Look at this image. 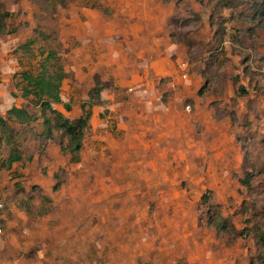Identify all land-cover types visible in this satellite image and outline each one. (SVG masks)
I'll return each instance as SVG.
<instances>
[{"label": "rangeland", "instance_id": "rangeland-1", "mask_svg": "<svg viewBox=\"0 0 264 264\" xmlns=\"http://www.w3.org/2000/svg\"><path fill=\"white\" fill-rule=\"evenodd\" d=\"M3 13L0 116L26 105L34 120L8 122L23 160L0 169V264H264V0H0ZM50 51L57 110L72 121L92 104L76 163L12 80Z\"/></svg>", "mask_w": 264, "mask_h": 264}, {"label": "trees", "instance_id": "trees-1", "mask_svg": "<svg viewBox=\"0 0 264 264\" xmlns=\"http://www.w3.org/2000/svg\"><path fill=\"white\" fill-rule=\"evenodd\" d=\"M5 14L6 13H3L0 17L5 16ZM31 42L32 41L29 43ZM54 59H57V54L52 51L47 52L40 64L37 65L38 71L34 72L29 69L19 73L15 72L13 79L15 77H19L15 87H18L17 89L20 93L19 97L23 101H25L28 105L33 103L34 106L39 107L42 114L47 111L50 113L54 126L69 139V160L72 163H76L78 162L77 154L82 147L83 133L87 128L91 117L92 104H90L88 109L86 108L85 103L82 104L79 117L72 121L65 118L64 115L57 110L55 106L60 105L66 111L69 110V106L64 103L60 97L61 84L65 78L63 68L56 65L54 71L52 72H49L47 68V65H49ZM98 88L99 84L96 82L93 92L99 91ZM33 120L34 117L28 110L27 106L19 108L13 106L6 112L5 118L0 116V131L2 133L0 141L3 138L4 145L8 148L7 156L5 158L0 156V169L11 170L14 163L22 161V155L18 150V145L14 137L17 132L13 131V128L11 129V127L9 129L8 122L13 121L14 124L22 127L24 125H29ZM59 146L60 151H63L64 147L62 146V143H59ZM248 178L249 175L246 176V180L244 182H246ZM214 226L219 231L226 228L224 223H219V221L217 223V220L214 221ZM260 240L264 241V233H261Z\"/></svg>", "mask_w": 264, "mask_h": 264}, {"label": "crops", "instance_id": "crops-1", "mask_svg": "<svg viewBox=\"0 0 264 264\" xmlns=\"http://www.w3.org/2000/svg\"><path fill=\"white\" fill-rule=\"evenodd\" d=\"M119 37L117 38V43L119 42L120 44H122L123 42H125L126 41V43H127V40L125 39V38H122L121 36H122V34H120V35H118ZM137 36V35H136ZM134 40V39H133ZM150 40H151V38H149L148 36H145L143 33H141L140 34V36L138 35L137 36V40L134 42V43H132V45L134 46V45H136L135 43H138V47H139V49L141 48L142 50H144L145 48H148L149 47V45L151 44L150 43ZM97 43V42H96ZM97 44H99V45H102V44H100V43H97ZM137 46V45H136ZM143 47H144V49H143ZM137 55V54H136ZM137 57L138 58H140V59H143V53H142V51H140V53L137 55ZM141 61V60H140ZM139 61V64L137 63V66L136 67H131V71L134 73V74H138V73H140V72H142L143 70H144V72H142L143 73V75H140V76H138V77H140V79H139V81H141V80H144L146 77H145V74L147 75V72H148V67H146V68H143V66H147V64H145V62H140ZM107 64H108V66L109 67H111L112 68V72L113 73H118L119 72V70H120V67L118 66V64H119V62L118 61H115L114 59H108V61H107ZM142 67V68H140V70H138V67ZM15 73V72H14ZM14 75V74H13ZM13 75H12V80H13ZM124 80V79H123ZM135 80H137V79H134V81ZM20 98V97H19ZM21 99V98H20ZM22 100V99H21ZM26 105H24V106H20V107H25ZM15 107V106H14ZM17 108H19V107H17ZM10 109V108H9ZM8 109V110H9ZM7 110V111H8ZM18 150L21 152V148L18 146ZM21 155H22V160H23V154L21 153ZM22 161H20V162H18V163H21ZM14 164H17V163H14ZM13 164V165H14ZM12 165V166H13Z\"/></svg>", "mask_w": 264, "mask_h": 264}, {"label": "built area", "instance_id": "built-area-1", "mask_svg": "<svg viewBox=\"0 0 264 264\" xmlns=\"http://www.w3.org/2000/svg\"><path fill=\"white\" fill-rule=\"evenodd\" d=\"M0 207H1V204H0Z\"/></svg>", "mask_w": 264, "mask_h": 264}]
</instances>
